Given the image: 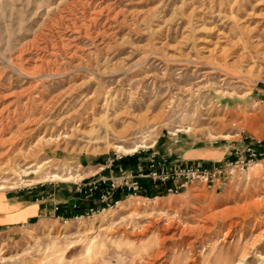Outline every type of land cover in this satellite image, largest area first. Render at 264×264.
I'll list each match as a JSON object with an SVG mask.
<instances>
[{
	"label": "rangeland",
	"instance_id": "rangeland-1",
	"mask_svg": "<svg viewBox=\"0 0 264 264\" xmlns=\"http://www.w3.org/2000/svg\"><path fill=\"white\" fill-rule=\"evenodd\" d=\"M251 145L264 149V0H0V194L62 197L114 160L205 147L181 163L210 164ZM259 163L221 191H77L94 213L0 229V264H132L164 232L154 264H264Z\"/></svg>",
	"mask_w": 264,
	"mask_h": 264
},
{
	"label": "built area",
	"instance_id": "built-area-1",
	"mask_svg": "<svg viewBox=\"0 0 264 264\" xmlns=\"http://www.w3.org/2000/svg\"><path fill=\"white\" fill-rule=\"evenodd\" d=\"M172 154H159L152 151L146 158L144 167L135 164L136 168H123L118 165L109 170V174L98 175L92 178L90 182L78 184L76 189L84 197L96 194L101 202L108 199L113 203H118V199H113L114 193L121 189L122 193L140 189L138 178H150L154 182L169 185L165 190L168 192H178L188 184L196 183L212 191H221L233 181L240 182L244 180L250 170L259 162L264 161V149L257 148L254 145L245 147L242 151H235L232 159L216 160L210 164L202 162L181 163L179 160H173ZM112 166V164H111ZM110 168V166H109ZM115 169V172H114ZM125 180V182H123ZM113 199V200H112ZM110 205V204H107ZM58 203L54 204L53 210L57 212ZM93 207L72 217L78 219L84 215L94 213ZM56 217L64 220L65 217L56 214ZM24 226V224H22Z\"/></svg>",
	"mask_w": 264,
	"mask_h": 264
},
{
	"label": "crops",
	"instance_id": "crops-1",
	"mask_svg": "<svg viewBox=\"0 0 264 264\" xmlns=\"http://www.w3.org/2000/svg\"><path fill=\"white\" fill-rule=\"evenodd\" d=\"M171 151V150H170ZM172 152V151H171ZM173 158L178 160H193L205 159L212 157L211 150L205 147L189 149L181 155L177 151H173ZM177 156V157H176ZM97 172V171H96ZM169 185H166V189ZM39 188L18 191L14 194H0V229L11 231L13 227L27 222L35 221L39 217L47 215L59 214L63 217H68L74 214H79L84 211L85 202H82L81 196L77 191L62 187L64 194L62 197H57L54 193H48L45 188ZM58 203V211L54 212V204ZM12 227V228H11Z\"/></svg>",
	"mask_w": 264,
	"mask_h": 264
},
{
	"label": "bare ground",
	"instance_id": "bare-ground-1",
	"mask_svg": "<svg viewBox=\"0 0 264 264\" xmlns=\"http://www.w3.org/2000/svg\"><path fill=\"white\" fill-rule=\"evenodd\" d=\"M80 124V123H79ZM118 148H122L121 146H117ZM123 151H125V153H128L124 148H122ZM136 149H132L130 152H135ZM260 163H257L255 166L258 167ZM53 177L58 178L60 181H66L68 178H63L62 176L58 175V174H54ZM69 177H74L73 175L69 176ZM167 229V228H165ZM148 231V230H147ZM164 231V230H163ZM226 232V231H225ZM153 236V235H152ZM226 236V235H225ZM161 237V238H160ZM159 239L160 241L156 242V247L152 248V250H150L149 252L145 253L144 255H140L138 256V259L133 262L132 264H154L156 261H159L160 259L164 258L166 255L165 252V242L166 240H171L173 239L175 236L174 234L171 235H167L162 233V236H160ZM155 238V236H154ZM158 239V238H157ZM148 240V239H147ZM148 243L145 244V246H147ZM253 245V244H252ZM142 247V246H141ZM245 247V246H244ZM248 249V248H247ZM196 250V249H195ZM200 253V252H199ZM247 256V252H245L243 255L240 256V258L238 259V263L243 262L245 260ZM219 260L220 258L217 257ZM166 259V258H165ZM219 260H215V261H219ZM227 260H229L227 258ZM226 260V261H227ZM197 258L194 257L192 258L191 262L192 263H196ZM237 261V260H236ZM222 262V261H221ZM228 262V261H227ZM235 262V261H234ZM219 264V263H218Z\"/></svg>",
	"mask_w": 264,
	"mask_h": 264
},
{
	"label": "trees",
	"instance_id": "trees-1",
	"mask_svg": "<svg viewBox=\"0 0 264 264\" xmlns=\"http://www.w3.org/2000/svg\"><path fill=\"white\" fill-rule=\"evenodd\" d=\"M126 161L127 160H124V159H120V160H114L113 161V167H117L118 165H121V166H123L124 168H127V164H126ZM142 188H144L143 186H142ZM165 192H166V190L165 189H162L161 191H159V193L158 194H156V195H158V196H160V195H164L165 194ZM127 193H132V191H127L126 192V190H125V193H124V195L125 194H127ZM144 193H146V191H139V194H141V195H144ZM119 196H121V192H117L116 194H115V196L114 197H112L113 199H118L119 198ZM120 199V198H119ZM118 199V200H119Z\"/></svg>",
	"mask_w": 264,
	"mask_h": 264
}]
</instances>
